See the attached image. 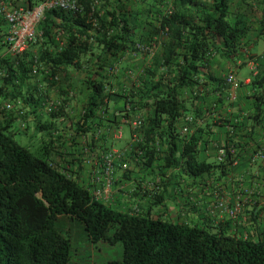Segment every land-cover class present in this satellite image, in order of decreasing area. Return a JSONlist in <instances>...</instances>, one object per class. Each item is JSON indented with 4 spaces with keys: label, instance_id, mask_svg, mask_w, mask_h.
<instances>
[{
    "label": "trees",
    "instance_id": "trees-1",
    "mask_svg": "<svg viewBox=\"0 0 264 264\" xmlns=\"http://www.w3.org/2000/svg\"><path fill=\"white\" fill-rule=\"evenodd\" d=\"M42 1L9 0V5L32 9ZM77 2L80 10L73 13L46 9L28 47L0 58V104L19 100L24 110L22 118L35 115L32 105L41 97L33 80L69 88L71 73L80 70L87 95L74 130L89 138L85 144L91 153L96 152L98 140L107 145L113 141L111 131L121 119L147 110L139 116V135L143 138L140 147L144 149L139 161L150 164L158 155L164 166L179 167L192 178L224 176L236 160L239 144L228 135L226 142L218 144L226 150L221 161L197 160L196 131L180 135L176 129V123L191 108L183 91L201 82V72L212 52L231 59L241 53L252 32L248 13L252 15L259 8L263 22L264 0ZM4 34L0 22V50ZM136 43L147 47L154 44L155 51L136 82L132 80L128 86L118 83L117 78L118 88L112 91L113 76H107L108 68L115 63L119 74L129 70L128 59L140 54ZM141 55L149 54L142 51ZM34 65L36 75L31 74ZM223 82L216 79L221 86ZM249 85L254 90L251 113L235 126L247 120L248 136H252L253 127L264 118V65L252 75ZM111 95L123 101L119 115L108 110ZM221 100L219 96L215 101ZM100 108L103 114L97 112ZM61 109L62 104L44 119H34L33 127L44 136L38 154L21 145L8 129L15 119L11 113L0 118V264H68L73 245L69 235L57 227L60 215L78 220L93 244L121 245V258L106 260L105 264H264V239L258 233L237 236L223 228L213 229L208 223L168 221L154 216L152 208L130 212L93 198L86 188L87 180L81 177L82 147L81 153L70 160L73 166L59 168L51 161V154L56 152L52 138L57 128L50 116L59 117ZM100 128L101 135L93 140ZM205 129H197L200 138L209 134ZM158 136L167 141V148L159 153L149 145ZM135 149V144L130 146L125 159H133ZM109 150L105 148L102 153ZM113 165L115 173L118 164Z\"/></svg>",
    "mask_w": 264,
    "mask_h": 264
},
{
    "label": "crops",
    "instance_id": "crops-1",
    "mask_svg": "<svg viewBox=\"0 0 264 264\" xmlns=\"http://www.w3.org/2000/svg\"><path fill=\"white\" fill-rule=\"evenodd\" d=\"M242 9L243 6L238 8L239 11ZM257 11L261 12L259 8ZM252 14L253 16L248 13L247 16L252 32L241 53L231 59L212 52L208 57L207 66L201 72L203 77L200 79L201 82H196L191 89L183 91L185 102L189 108L191 107L186 115H193L195 118L190 133L196 131L194 155L197 160L216 161L217 146L226 142L228 135H232L233 142L239 144L236 160L229 166L227 173L220 178H217L216 174L192 178L179 167L164 166L158 155L153 157L150 164L135 162L129 157L126 159L128 161L126 170L118 165L115 168L114 189L109 200L111 206L130 212L152 208L154 216L168 221L197 225L208 223L213 229L223 228L233 235L258 233L264 239V118L253 127L255 133L252 136H248L249 122L247 120L243 125H239L242 117L251 113L253 107L254 90L250 89L249 85L251 77L264 65V53L258 52L260 45L258 41L264 35L260 34L264 32L263 22H260L259 13ZM128 62L130 63L129 72L125 71L121 74L122 77L127 79L126 74L131 73L132 78H137L142 73L141 69L148 64L149 58L138 54L128 59ZM229 72L236 75L239 83L233 92L234 98L229 97L231 91L227 84L223 82L224 86H221L220 83H216V79L222 82ZM83 74L80 70L71 73L69 88L64 85H50L35 78L33 84L37 95L41 97L32 105L36 109L35 115L22 119L16 118L11 122L20 125L19 128L33 125L34 119H44L47 116L48 112L44 110L47 102L51 99L60 101L62 104L60 116H50L57 128L52 138V141L56 143V152L51 154V161L59 168L73 166L70 160L76 156L75 154L81 153L80 147L85 143L82 133L74 130L87 95V89L82 82ZM118 79L120 83L124 82L121 76ZM71 90L72 95L69 93ZM219 96H222V100L215 101ZM107 106L109 112L119 115L123 101L118 96L111 95ZM195 111L199 112V115L196 116ZM97 112L100 113V109ZM146 112L148 111L141 110L134 116L143 117ZM219 118L222 122H216ZM237 122L239 124L235 126ZM182 124V119L176 123V129L180 135H184L180 132ZM124 126L128 128L129 134L125 140L118 142L117 139H112L109 145L102 144L103 141L98 140L95 153H101L105 148L110 150L126 148L136 128L131 124H121L122 128ZM201 127H205L209 134H201L200 138V131L197 129ZM33 129L35 133L37 130L34 127ZM149 145L154 146L159 153L167 148V141L158 136L154 142L150 141ZM83 162L81 177L87 180L90 164L85 160ZM218 199H223L227 206L237 207L235 217L230 218L214 207ZM69 219L74 218L60 215L57 219L58 228L66 234L68 230H65L64 225ZM253 223L254 225L251 226ZM82 231L88 245L87 249L91 253L93 250L89 246L92 247L94 244L88 240L84 229ZM73 264L84 263L74 261Z\"/></svg>",
    "mask_w": 264,
    "mask_h": 264
},
{
    "label": "built area",
    "instance_id": "built-area-1",
    "mask_svg": "<svg viewBox=\"0 0 264 264\" xmlns=\"http://www.w3.org/2000/svg\"><path fill=\"white\" fill-rule=\"evenodd\" d=\"M50 8H58L65 12H76L80 10L77 0H44L32 9H24L23 7H13L9 5V0H0V22L4 25L5 34L2 37L1 43H3V48L0 50V58L4 55H16L24 51L30 41L35 38L36 35V25L43 17L44 11ZM135 47L138 53L142 51H148L149 56L155 51V45L143 46L140 43H136ZM38 73L37 66L34 65L31 68V74L36 75ZM107 76L113 79L118 77V66L113 64L108 68ZM115 77V78H114ZM225 83L230 88L231 94L230 98H234V91L238 86V79L233 72H229L224 77ZM134 81V80H133ZM136 82V81H135ZM121 84V83H120ZM138 85V83H136ZM115 85L111 88L114 91ZM72 95L73 91H69ZM48 104L44 106L47 112L51 109H56L61 102L50 100ZM108 103V102H107ZM20 101L16 100H5L0 104V118L10 117V113L15 117V119H22L24 110L20 108ZM127 109H129L130 104H124ZM103 108H100V113ZM103 113V112H102ZM101 113V114H102ZM82 114V110H81ZM183 124L180 128V132L184 135L190 133L192 125L194 123L193 115H184L182 117ZM121 124H131L136 128V131L132 132L130 137V143L127 144V147L124 149H112L107 152H101L99 154L90 152L89 147L84 143L82 150L84 149L83 161L90 164L88 179L85 183L86 188L90 192L93 198L96 200H101L103 202L109 203L110 195L114 189L115 183V173L114 165L116 162L120 168L126 170L128 168V161L125 159V151L129 150V147L133 144L136 145L135 154L133 160L139 161L138 155H142L143 148L140 147V143H143V138L139 135V129L141 125V119L139 116H132L131 118L121 119ZM121 124L118 125L111 131L112 139H120L122 136V127ZM23 126V120L21 121ZM101 128L98 129L93 137V140H97L99 135H101ZM83 135V134H82ZM84 140H89L86 136L83 135ZM231 152H234V149H230ZM225 148L219 145L216 149L217 161H221L225 155ZM86 154V155H85ZM88 155V156H87ZM214 207L218 210L223 211L230 218L235 217L237 213V207L227 206L223 199L216 200Z\"/></svg>",
    "mask_w": 264,
    "mask_h": 264
},
{
    "label": "rangeland",
    "instance_id": "rangeland-1",
    "mask_svg": "<svg viewBox=\"0 0 264 264\" xmlns=\"http://www.w3.org/2000/svg\"><path fill=\"white\" fill-rule=\"evenodd\" d=\"M253 12L259 13L260 17H261V12H259V11H253ZM252 16H253V14H252ZM254 18H257V17L254 16ZM262 18H263V27H264V17H262ZM261 34H264V32H262ZM263 36L258 41V45L260 44L259 48H258V52H260V53H264V37ZM149 57L150 56L148 55V58ZM129 64L130 63L128 62V65ZM127 71L129 72V70H127ZM131 75H132L131 73L126 74V76H127V79H126V78H123L122 75L118 73L117 77L121 76V79L124 80L123 83L127 82V85L130 86L129 82H131L132 80H134V81L137 80L136 77H135L136 79L132 78L133 76H131ZM138 79H139V77H138ZM117 80L118 79H113V83L115 85L114 86L115 88H118ZM118 83H120V82H118ZM75 115H77V114H75ZM19 126L20 125H18L16 123H11V125L9 126L8 129L14 132V135H13L14 138L21 145L27 146L29 148V150L34 154L40 153L42 151L40 149V146L42 144L41 141L43 140V137H44V136H42V133L39 131H36L34 133V129H33L32 124L27 125L25 128H19ZM128 136H129L128 128L124 126L122 128L121 138L117 139L116 141L122 142ZM58 226L59 225H58V221H57V227ZM64 228H65V230H68L67 234L69 235V237L72 241V245H73V254L71 257V261L69 262L70 264H73L74 261L75 262L76 261L77 262H83L84 264H104V262H106V260L121 258L122 247L118 243L114 244V245H108L106 243L99 242L98 244H94V246H92L93 248L91 246H89V248H91L93 250L91 253H89V251L87 249L88 245H87V243L85 241V237H84V232L82 231L83 226L78 220H76V219L67 220L65 222Z\"/></svg>",
    "mask_w": 264,
    "mask_h": 264
}]
</instances>
